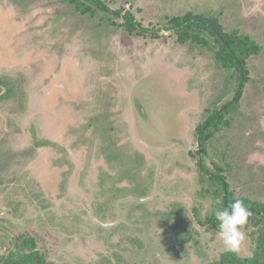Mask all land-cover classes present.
Segmentation results:
<instances>
[{
    "label": "rangeland",
    "instance_id": "obj_1",
    "mask_svg": "<svg viewBox=\"0 0 264 264\" xmlns=\"http://www.w3.org/2000/svg\"><path fill=\"white\" fill-rule=\"evenodd\" d=\"M102 1L154 30L215 15L260 47L206 162L264 203V0ZM121 22L59 0H0V259L22 233L48 264H208L226 251L196 219L217 202L190 152L203 109L236 81L212 50ZM245 233L239 256L254 248Z\"/></svg>",
    "mask_w": 264,
    "mask_h": 264
},
{
    "label": "trees",
    "instance_id": "obj_2",
    "mask_svg": "<svg viewBox=\"0 0 264 264\" xmlns=\"http://www.w3.org/2000/svg\"><path fill=\"white\" fill-rule=\"evenodd\" d=\"M59 1L71 5L84 15H100L101 18H111L113 15L122 18L119 25L131 34L148 31L155 36L158 30L174 32L179 43L197 44L212 50L215 62L230 72L231 77L236 81L231 97L220 105L203 109L202 118L194 129L197 148L190 152V155L196 161L198 181L203 183L209 197L217 202L215 210L227 207L235 199L242 200L249 208L252 215L243 230L254 240V248L251 256H239L227 250L223 251L217 260L208 264H264V203L235 194L226 179L224 166L216 162H212L209 166L206 162L210 140L223 128H228L233 114L239 107L243 88L249 79L247 60L257 54L260 47L248 35L237 31H224L217 17L208 13L185 12L174 15L168 18L164 25L154 30L142 27L128 11L122 13L121 10L110 9L102 0ZM195 216L200 224L217 233L214 212L210 213L204 221H201L197 212ZM0 264L48 263L43 253L37 249L35 239L22 233L15 238L14 249L1 257Z\"/></svg>",
    "mask_w": 264,
    "mask_h": 264
},
{
    "label": "clouds",
    "instance_id": "obj_3",
    "mask_svg": "<svg viewBox=\"0 0 264 264\" xmlns=\"http://www.w3.org/2000/svg\"><path fill=\"white\" fill-rule=\"evenodd\" d=\"M251 215L249 208L240 199H235L227 207L214 211L217 236L227 251L236 253L240 250L246 240L243 229Z\"/></svg>",
    "mask_w": 264,
    "mask_h": 264
}]
</instances>
